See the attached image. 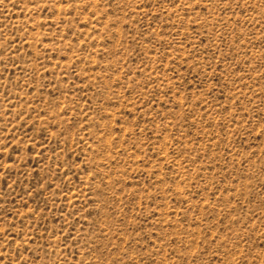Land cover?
I'll list each match as a JSON object with an SVG mask.
<instances>
[{"label": "rangeland", "instance_id": "obj_1", "mask_svg": "<svg viewBox=\"0 0 264 264\" xmlns=\"http://www.w3.org/2000/svg\"><path fill=\"white\" fill-rule=\"evenodd\" d=\"M0 264H264V0H0Z\"/></svg>", "mask_w": 264, "mask_h": 264}]
</instances>
